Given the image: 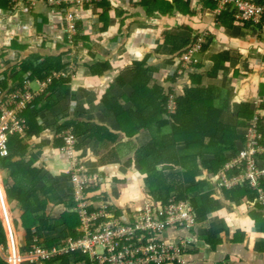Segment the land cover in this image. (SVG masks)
Returning a JSON list of instances; mask_svg holds the SVG:
<instances>
[{
  "label": "crops",
  "instance_id": "obj_1",
  "mask_svg": "<svg viewBox=\"0 0 264 264\" xmlns=\"http://www.w3.org/2000/svg\"><path fill=\"white\" fill-rule=\"evenodd\" d=\"M185 1L102 0L92 8L76 10L78 34L72 45L67 43L60 15L52 9L38 5L15 13L0 2V80L6 78L10 87L27 79L31 71L21 75V64L32 55L42 59L61 56L64 67L56 78L69 80L63 85L64 92L59 89L48 93L37 102L41 129L25 139L29 154L35 157L34 167L41 171L38 188L53 187L62 200L47 204L46 212L51 217L60 218L71 200L69 161L59 148L66 122L79 125L78 161L86 171L106 179L99 191L117 211H139L144 201L151 199L144 184L145 174L133 164L136 151L150 142L151 133L144 128L135 132L132 117L126 116L135 109L132 83L136 63L145 62L150 68V90L160 86L176 96L185 89L210 90L211 104L221 110L222 121L238 126L239 138L234 150L225 151L227 158L241 147L258 97L264 124V27L237 25L228 15L216 17L214 8L202 0ZM201 33L207 35V42L199 62L182 75L176 73L171 83L183 42ZM216 62L219 65L212 74ZM37 80H30L33 90L39 88ZM95 127L100 130L94 136L82 134L86 128ZM6 174L0 170V219L7 236L6 245H1L11 244V232L20 252L25 242L19 220L22 212L10 210L2 183ZM200 178L206 181L202 193L211 195L216 209L194 227L167 228L160 239L168 243L188 239L191 244L185 264H264V205L257 191L253 197L246 184L223 187L217 174L205 171ZM262 183L264 177L260 180L264 190ZM99 191L90 195L95 204ZM207 231L215 235H206ZM66 236V228L58 227L43 238L37 237L47 247L45 241L61 239V243ZM71 260L83 264L81 257Z\"/></svg>",
  "mask_w": 264,
  "mask_h": 264
},
{
  "label": "trees",
  "instance_id": "obj_2",
  "mask_svg": "<svg viewBox=\"0 0 264 264\" xmlns=\"http://www.w3.org/2000/svg\"><path fill=\"white\" fill-rule=\"evenodd\" d=\"M8 1L1 0V4L7 5ZM202 1L211 8L215 7V4L210 0ZM185 2L189 3V0ZM1 4L0 8L2 7ZM8 8H10L9 5ZM226 15L233 20L229 12L221 14L220 19L223 16L227 17ZM191 42L192 39L188 43L183 42V49L178 53L177 58L188 49ZM205 46H203L201 54L205 50ZM31 58L21 64V75L28 70L31 71L27 74L29 80L34 78L43 80L52 72H59L64 67L59 55L45 56L44 60L36 55H32ZM214 60H216L215 57ZM215 64L212 74H215L219 65L218 62ZM149 70L150 68L145 67V62L134 65L132 102L135 109L126 116L132 117L135 132L143 128L148 129L152 138L146 146L136 151L133 164L145 174L144 184L148 188L151 200L159 206L167 204L169 199L189 200L196 223L202 222L216 209V202L212 200L210 194L202 193L206 181L200 178L201 174L205 171L208 174L216 175L221 171L229 160V157L225 156V151L234 150V142L239 138L236 133L238 126L222 121L221 110L211 104L210 90L185 89L182 94L176 96L171 92V89L165 91L160 86H154L151 90L148 89ZM176 76L175 73L171 77V83H174ZM192 76L197 77L196 74ZM68 81L65 77L54 78L48 88L24 110L21 116L26 121L25 136L21 137L17 133L11 135L8 140V155L0 156V170L7 172L2 183L8 205L11 212L15 210L22 212L19 218L25 230V242L20 248L22 255L26 254L32 247L34 235L43 238L46 233L58 227H65L69 236L73 238L79 236L76 230L79 226V218L75 211H71L76 207V201L71 195L72 191H70L71 200L69 203H63L66 210L60 218L56 219L47 214L48 203H62V200L57 197L53 187L38 188L41 181V171L34 167L35 157L29 154V146L25 142L28 135L37 134L41 129L37 121L39 115L37 102L41 101L48 93H55L59 89L64 92L63 85ZM24 82L25 79L17 84L22 85ZM14 87L15 84L8 87L6 78L0 80L1 92H11ZM171 96L175 98L176 109L174 113L168 114V119H164L163 116L167 114V104ZM251 117L252 113L249 115V119ZM70 126L74 127L78 139L81 134L79 125L66 122L64 128L67 129ZM98 129L100 130V127H95L94 130L86 128L82 134L94 136L95 131L96 134L99 132ZM60 139L59 148L64 144L63 139ZM77 143L76 150L78 148ZM176 169L178 171L173 173ZM170 171L172 173H167ZM234 173L237 172L234 171ZM262 185L264 187L263 183ZM244 187H246L247 192L256 197L255 190L247 184ZM92 208L91 206L90 210ZM33 230L35 231L33 232ZM206 235L215 234L207 231ZM60 241L61 239H57L44 243L50 248ZM6 242L7 236L0 219V245H6ZM72 257L75 259L81 257L83 264H90L89 258L81 253L45 259L39 264H82L76 260H71ZM0 264L8 263L1 259Z\"/></svg>",
  "mask_w": 264,
  "mask_h": 264
},
{
  "label": "built area",
  "instance_id": "obj_3",
  "mask_svg": "<svg viewBox=\"0 0 264 264\" xmlns=\"http://www.w3.org/2000/svg\"><path fill=\"white\" fill-rule=\"evenodd\" d=\"M102 0H9L10 10L15 13L24 9L30 11L36 6H45L60 15V22L67 43L72 45L78 34L76 10L92 8ZM215 4L213 14L217 17L224 12L232 15L237 25L264 27V0H210ZM1 2V0H0ZM207 42L205 33L192 38L188 49L177 58L176 72L182 75L199 62L203 46ZM58 77L57 72L43 80H37L38 89L33 90L27 78L22 85L16 84L11 92L0 91V156L8 155V140L15 133L25 136L24 110L42 94L51 81ZM171 96L167 104V114L174 113L176 103ZM261 99L254 102V114L243 131V142L237 153L233 154L217 174L220 185L233 188L247 184L258 193V200L264 205V190L260 180L264 177V124L260 111ZM61 153L69 161L67 173L71 184V195L76 201L75 212L79 218L77 232L79 236L64 237L61 243L47 248L35 235L33 245L22 255L16 247L10 232L9 246L0 245V260L8 264L26 262L40 263L49 258L73 253H81L89 258L90 264H185V254L191 242L183 239L176 243L161 240L167 228H191L196 218L189 200L169 199L164 206L155 205L151 199L144 201L139 211L125 213L117 211L104 193L99 191L106 179L97 173L86 171L78 161L76 143L78 141L72 127L65 129ZM234 171L237 173L234 174ZM232 174V175H229ZM99 191V200L95 204L90 195ZM104 192V191H103ZM93 207L90 210V207ZM117 211V212H116ZM119 212V213H118ZM97 248L101 249L99 253Z\"/></svg>",
  "mask_w": 264,
  "mask_h": 264
},
{
  "label": "rangeland",
  "instance_id": "obj_4",
  "mask_svg": "<svg viewBox=\"0 0 264 264\" xmlns=\"http://www.w3.org/2000/svg\"><path fill=\"white\" fill-rule=\"evenodd\" d=\"M19 43H20V42H19ZM33 87H35V86L33 85ZM97 251L100 253V252H101V249H100V248H97ZM22 260H23L22 262H23V264H24V263L26 262L27 259H25L24 256H23V257H22Z\"/></svg>",
  "mask_w": 264,
  "mask_h": 264
}]
</instances>
